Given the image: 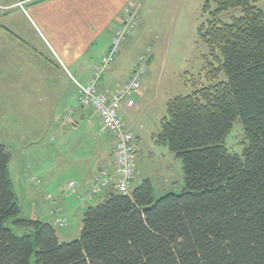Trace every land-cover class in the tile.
Wrapping results in <instances>:
<instances>
[{
	"label": "trees",
	"instance_id": "16d2710c",
	"mask_svg": "<svg viewBox=\"0 0 264 264\" xmlns=\"http://www.w3.org/2000/svg\"><path fill=\"white\" fill-rule=\"evenodd\" d=\"M203 1L211 84L172 99L156 136L182 161L183 193L157 200L151 179L130 195L109 189L80 240L62 242L22 216L0 143V264H264V0ZM231 10L241 15L221 23ZM237 121L242 154L226 146Z\"/></svg>",
	"mask_w": 264,
	"mask_h": 264
},
{
	"label": "crops",
	"instance_id": "0c3cea01",
	"mask_svg": "<svg viewBox=\"0 0 264 264\" xmlns=\"http://www.w3.org/2000/svg\"><path fill=\"white\" fill-rule=\"evenodd\" d=\"M131 1L140 3L141 23L128 43L120 48L117 63L115 62L112 70L100 81L101 89L108 93H113L118 87L129 82L139 65L138 59L143 52L133 56V64L130 67H127L126 60L122 63V58L127 54L131 59V50L139 49L142 41L148 38L146 23L149 22L145 8L147 11L153 10L152 6H148L152 0H0V7L5 8V11L13 7L19 8V11L4 17L7 23L8 21L12 23V29L4 27L2 30L19 45L22 43L25 45L22 40L26 39L40 46L33 49L17 47L14 50L16 55L14 54L11 66L13 78L0 81L2 118L22 120L29 116V119L44 120L52 137L50 149H62L67 154L74 147L79 151L75 159L82 168L79 172L81 180L69 181L78 183L79 194H74L69 186L67 187L68 194L75 198L76 203H68L62 197L55 199L53 195L47 194L42 198L45 199V205L35 201L30 216H24L40 221L43 218L46 220L43 222L63 229L62 233L56 231L62 242H69L81 235L85 210L93 206L92 202L101 196L86 200L84 203L79 197H87L91 185L101 176L102 171L107 170L112 175L115 174L116 141L103 129L100 119L94 113L80 106L76 82L88 84L91 81L95 67L108 52L114 31L124 20ZM3 3L11 4L3 6ZM26 5L28 9L25 8ZM169 6L172 5L164 2L162 9L167 12L165 8L168 9ZM154 7H161V4L158 3ZM3 34H0V37L4 38ZM166 37L171 40L169 33L155 34L158 50L170 48L171 43H165ZM151 45L149 51L152 50ZM21 55L25 56L26 63H21ZM153 58L151 51L148 72ZM143 87L135 98V107L132 109L124 107L121 112L127 128L135 135L138 168L141 163L138 140L143 126L136 130L137 122L130 124L129 120L137 111L145 108L137 98L143 93ZM101 130H104L105 136L101 135ZM69 157L71 160L74 159L72 155ZM26 173L24 166L19 175L22 189L35 199L36 196L41 198L40 192L52 181L47 183L42 177L36 178L32 174L26 176ZM136 181L133 187L138 186ZM80 211L81 224H76L77 230L74 231L72 227ZM58 219H68L69 224L60 227L56 223Z\"/></svg>",
	"mask_w": 264,
	"mask_h": 264
},
{
	"label": "rangeland",
	"instance_id": "374dc122",
	"mask_svg": "<svg viewBox=\"0 0 264 264\" xmlns=\"http://www.w3.org/2000/svg\"><path fill=\"white\" fill-rule=\"evenodd\" d=\"M164 2L172 5L168 9L165 8L167 12L162 9ZM158 3L161 7H154ZM203 3V0H152L148 6H152L153 10L148 9L147 11L145 8V15L149 22V24L146 23L148 38L142 41L139 49L131 50V59L127 57V54L122 58V63L126 60L127 67H130L133 64L134 55L140 52H143L141 55H150L153 51L154 58L149 72L147 71L148 74L146 73V76L141 78L144 86H142L143 93L137 97L145 108L140 112L137 111L129 122L130 124L137 122L136 130L143 126V129L140 128L141 135L138 140L141 163L136 176L138 180H135L136 185L141 184L145 179H151L157 200L170 193L180 195L185 190L182 161L171 153L168 147L156 142V136L161 130V122L167 113V106L172 99L192 94L196 89L211 84L206 70L210 69L208 64L214 61L215 56L211 55L210 47L199 34L200 26L210 19L209 14L203 13ZM3 4L5 6L11 3ZM25 8L28 9V6L26 5ZM5 10L0 7V34L4 33V38L0 37V81L13 78L11 66L14 62V54L16 55L14 50L17 47L40 48L39 44L36 45L33 41L26 39L22 40L25 45L23 43L19 45L2 30L4 27L12 29V23L10 21L7 23L4 17L19 11V8L13 7L8 11ZM239 15H241L240 10H231L222 14L219 20L221 23H229L231 17ZM156 33L170 34L171 40L168 37L164 38L165 43H171L168 50L156 48ZM150 45L153 47L149 52ZM214 54L218 55L219 51H214ZM21 58V63H26L25 56L21 55ZM117 59L116 63L119 60ZM223 79H225L224 75L219 78V80ZM28 117L22 120H12L8 117L4 119L0 113V143L4 144L12 154L9 171L23 217L30 216L35 201L45 205V199L42 198L47 194L53 195L55 199L62 197L68 203H76L75 198L68 194L67 187L69 181L81 180L79 172L82 171L75 159L79 153L78 149L74 147L68 154L62 149H50L52 148L50 146L52 137L45 125L46 121ZM103 131L101 130V135L105 136ZM246 144L243 125L241 121H237L227 137L226 146L230 152L242 154ZM71 155L74 157L72 160L69 157ZM24 166H26V176L32 174L36 178L42 177L47 183L52 181L51 184H46L47 188L40 192L41 198L36 196L35 199L22 189L19 175ZM103 201L104 197L101 196L92 202V205ZM75 206L77 207L76 204ZM80 214L81 211L72 227L74 231L77 230L76 224H81ZM41 220L46 221L43 218ZM54 228L58 233H62L63 229L57 226ZM80 238L81 235L73 240H80Z\"/></svg>",
	"mask_w": 264,
	"mask_h": 264
},
{
	"label": "built area",
	"instance_id": "2783aa9c",
	"mask_svg": "<svg viewBox=\"0 0 264 264\" xmlns=\"http://www.w3.org/2000/svg\"><path fill=\"white\" fill-rule=\"evenodd\" d=\"M140 3L131 1L126 10L122 23L116 27L108 52L95 67L93 77L88 84L76 82L79 91V104L90 110L101 121L103 129L115 141V174L104 170L101 176L91 185L87 197H79L81 202L103 196L109 189H115L125 195H130L138 174V156L134 146L135 135L129 130L121 115L122 109H132L136 105L135 98L142 89L141 78L148 71L150 55H142L138 59V66L132 79L118 87L113 93L103 91L100 87L102 77L112 70L120 48L129 41L138 29L140 20ZM150 52V51H149ZM69 189L76 195L79 186L75 182L69 183ZM60 227L69 224L68 219H58Z\"/></svg>",
	"mask_w": 264,
	"mask_h": 264
}]
</instances>
